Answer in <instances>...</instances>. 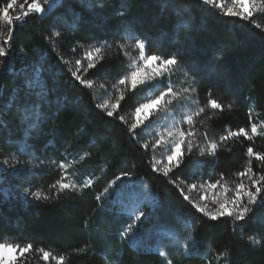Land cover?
I'll return each mask as SVG.
<instances>
[{
  "label": "trees",
  "instance_id": "obj_1",
  "mask_svg": "<svg viewBox=\"0 0 264 264\" xmlns=\"http://www.w3.org/2000/svg\"><path fill=\"white\" fill-rule=\"evenodd\" d=\"M7 2L0 0V5ZM56 6L30 18L15 33L11 48L6 46L10 52L15 49V54L7 60L0 57V80L4 84L0 112L5 121L0 126V163H13L17 172L5 179L15 188V194L5 196L0 185V243L33 245L18 264H57L61 256L62 264H167L168 259L173 264H264V204L253 206L254 213L246 222L229 217L210 221L170 183L175 181L186 195L188 185L215 183L217 179L234 189L241 182L237 173L249 161L254 172H264V166L247 153L249 147L264 153V14H254L256 23L262 25L257 29L238 17L218 15L201 0H60ZM120 12L126 17L122 25L118 23ZM6 29L0 20V31ZM56 31L60 37L51 36L49 44L45 37ZM139 40L145 41L148 55L167 58L178 54V59H183L162 80L135 90L121 87L124 99L117 116L105 119L104 110L95 107L96 95L118 85L126 74L120 71L124 65L133 70L137 57L134 47ZM105 41L108 46L101 47ZM98 47L110 68L94 75L86 73L84 78L93 81L87 88L70 73L77 71V60L83 61L87 51ZM9 66L12 72L7 71ZM25 66L29 78L37 66L42 67L41 78L49 89H56L49 97L51 107L42 109L38 129L27 135L31 121L22 122L17 111L23 93L12 108L5 109L13 89L26 78L15 75ZM167 87L176 94L174 102L163 114L129 132L135 108ZM65 97L66 106L55 103L59 99L63 104ZM210 100H216L222 109L210 108ZM181 108L192 122L176 125L178 135L166 140H178L180 131L192 132L191 141L199 147L186 157L185 165L176 169L175 175L165 177L154 172L151 165L163 159L168 148L153 150L151 145L159 121L167 125ZM200 108L204 111L197 115ZM177 115L182 119L183 114ZM252 124L257 125L258 134L251 133ZM84 127L87 134L81 132ZM240 128L248 130L253 139L229 136L220 141L221 136ZM211 142L219 144L215 154H201ZM144 144L149 145L147 150ZM60 163L66 168L60 169ZM122 172L132 176L109 188L110 195H102ZM65 174L63 182L73 184V188L51 187ZM88 180L92 185L82 188ZM132 181L137 193L146 185L155 195L153 210L166 206L167 212L158 211V222L147 225L139 234L134 228L125 237L121 233L132 223L128 217L135 211L132 202L137 201L130 194ZM243 182L247 184V178ZM26 188L52 199L25 197ZM120 192L125 195L120 197ZM97 196L101 197L99 201ZM121 199L122 204L118 202ZM185 220H194L196 230L188 228ZM237 224L241 226L237 228ZM148 231L150 238H146ZM189 236L198 241L191 256L185 255L187 249L183 247H191ZM250 236L259 243L249 240ZM38 249L49 252L51 259L45 262Z\"/></svg>",
  "mask_w": 264,
  "mask_h": 264
},
{
  "label": "snow or ice",
  "instance_id": "obj_2",
  "mask_svg": "<svg viewBox=\"0 0 264 264\" xmlns=\"http://www.w3.org/2000/svg\"><path fill=\"white\" fill-rule=\"evenodd\" d=\"M204 6H212L213 10H218V15L228 16V17H238L242 21H247L248 25H254L257 29H261L262 25L256 23V17L254 14L260 13L264 14V0H231V5L225 3V0H202ZM48 0H44V4H47ZM44 4L40 2V0H23V2H18V0H8L6 4L0 5V20L4 22L7 26L6 31H0V57H4L5 60L9 59L10 56L15 54V49L12 51L6 50V46L11 48V45L15 43V33L21 31L23 27L28 23L30 18H35L36 13H45L46 8ZM260 5V6H258ZM17 9L19 11L17 12ZM51 9V5H49L47 10ZM12 13H16L13 15ZM118 15V23L122 25L123 20L126 18L125 13L120 12ZM61 33L59 31L52 32L49 37H45L48 40L49 44L52 43L51 36H55L59 38ZM115 40V37H114ZM178 42V41H177ZM107 41H105L101 47H107ZM145 41L139 40L137 41V47L141 52V56L143 58V63L138 64L134 70H129L127 65H124L120 71L126 73L123 75V78L119 80L120 85H126L130 82L131 88L133 90L137 89L138 86L144 85L148 80H158L163 79L166 75H171L170 69L174 68L180 63L181 57L178 59L177 55H170L167 58L157 56V55H148L144 56L145 49ZM81 49H83V45H79ZM101 47L96 48L95 54L93 52H88L84 60H77L76 66L77 71H73L70 73V76L80 85L85 86L87 88H91L93 86V81L84 78V73H89L90 75L98 74L102 71H106L110 68V65L105 61V57L99 55L101 52ZM19 51L21 53H25L23 48H20ZM72 52H75L76 49H72ZM26 54V53H25ZM63 60V57L60 58ZM86 64V67H85ZM99 65V66H98ZM8 72H12L11 66L7 68ZM44 69L40 66L35 68V74L33 77L29 78L27 74V66L21 69L20 72L15 75H23L25 76V80L23 83L16 88L13 89V94L9 97L7 104L5 105V109H10L14 106V103L20 98V93H23V101L20 105H17V111L19 113V118L22 122L28 124V131H26V135L32 129H38V125L41 123L42 109L44 107H51L52 101L49 100L51 94H53L56 89H49L46 81H44L41 76ZM4 84L3 81L0 80V96L3 95ZM189 89H185V92H189ZM33 97L35 99H33ZM166 97H172V99L176 98V94L173 92L171 87H167L165 91H161L159 95L155 98L150 99L147 103H144L136 108V118L135 122L132 123L128 131L133 132L137 130L139 127L143 126L146 121H150L153 112H159L160 109L166 105H170L172 103L171 99H166ZM124 99L123 91L120 92L118 98L115 99V103H101L95 105L96 108L105 110L102 115L105 119L113 118L117 116V110L119 109L121 100ZM68 100L67 97L64 98V103L61 104L60 100H56L55 103L60 105L61 107L66 106ZM208 105L212 109H222V105L219 104L216 100H210ZM111 110H108V109ZM77 111H82L81 109H77ZM204 111L203 108L199 109V113ZM3 112H0V126L5 124L3 120ZM121 121H123V117H119ZM188 122H192V118L188 117ZM87 127L81 129V132L87 134ZM252 134H258L257 125L252 124L250 129ZM168 137H171L173 133L171 131L166 134ZM193 133L192 132H180V138L176 141L169 142L165 139L164 135H160L155 139L154 143L151 145V148L155 150L156 148L167 147L168 154L166 155V159L163 163L162 167H157L156 165H151L152 170L156 173H160L163 176L167 177L170 173L173 175L176 174V169H180L182 165H185L186 157L190 156L193 153L194 148H198L199 145H195L191 141ZM207 135V134H205ZM229 136H243L248 140H252L253 136L249 135V131L240 128L236 132H230L228 136H221L220 141H225L229 139ZM135 139V137H133ZM187 141V142H186ZM142 147L147 150L149 148L148 144L142 145ZM219 147L217 142H211L207 149H202L201 154L204 152H211L215 154ZM247 153L249 156L255 157L257 161H259L260 166H264V153L255 152L251 147L247 149ZM7 163V161H5ZM19 164V161H16ZM60 169L66 168V165L63 163L59 164ZM237 175L241 178V182L237 184L234 189H230L227 185L221 183L220 179H217L215 183H210L208 181H204L203 183H192L188 185L189 190H196L198 187L205 189L206 191L200 195L201 202H194L187 195H184L185 189L181 188L179 184H176L175 181H170V183L174 184L183 197L185 201H188L189 204L198 212L203 214L204 217H207L210 221H219L224 217L232 218L235 221H243L246 222L251 218L250 214L254 213V207L258 203L264 204V172L256 173L253 171V167L251 161H249L248 165L244 168L243 171L237 173ZM132 176V173L122 172L120 175H117L114 180L111 181L109 187L104 188L102 195H110L109 188L117 185L119 181L128 179ZM66 178V174L62 176L60 180H57L51 187L60 188L61 190L71 189L74 187L73 184L64 183L63 180ZM244 178H247L248 183L245 184L243 182ZM2 180V178H0ZM92 180H88L87 184H83L82 188L86 189L92 185ZM222 189L224 196L221 199L216 194L211 196V200L209 201V197L207 195V190H213V192L217 188ZM129 188L132 190L131 195L136 196V188L137 185L134 181L130 182ZM141 195L143 193H147L145 199L151 197V193L147 190L146 185L140 186ZM25 195H31L35 197L37 200H51L52 197L50 195H43L39 191L32 192L29 189H24ZM7 193L5 192V195ZM120 197L125 195L124 192H120L118 194ZM258 198H260L258 200ZM101 199L100 196L96 197V200L99 201ZM119 203H123V200H119ZM209 203H211V207H209ZM143 205L141 204V207ZM159 213L163 214L167 212L166 206H161L159 208ZM158 211L150 209L148 212L139 211L138 214L130 215L128 217L132 223L128 224L121 235L127 237L130 233H133V229L135 228L136 234H139L142 231H145L146 226L149 224H154L159 221L160 215ZM185 225L188 228L195 229V223L193 221L185 220ZM241 225L237 224L236 227L239 228ZM151 237V232L148 231L146 238ZM191 241V247L189 244H184L183 247L187 249L185 255L191 256L193 252L196 251V246L198 241L189 236ZM249 240H252L254 243H259L256 241L254 237H248ZM31 250H33V245L31 243L26 244L23 247H20L18 244H5L0 243V264H18V261L21 260L28 254ZM42 254V258L45 262L51 259V254L49 252L44 251L43 249H38ZM222 255L225 258L228 257V253H223ZM63 257L57 258V264H62ZM167 264H173V260L168 259Z\"/></svg>",
  "mask_w": 264,
  "mask_h": 264
},
{
  "label": "rangeland",
  "instance_id": "obj_3",
  "mask_svg": "<svg viewBox=\"0 0 264 264\" xmlns=\"http://www.w3.org/2000/svg\"><path fill=\"white\" fill-rule=\"evenodd\" d=\"M18 2H23V0H18ZM40 2H41V0H40ZM59 2H60V0H48V3L47 4H44V0H43L42 1V4H44V7L46 8V12L45 13H48V11H50L54 7H57L56 5H58ZM225 3L230 6L231 5V0H225ZM49 5H51V9L50 10H47L48 7H49ZM45 13H39V14L40 15H43ZM3 24H4V22H3ZM134 50L137 51V54H136V56H137L136 57V65H135V67H136L138 64H142L143 63V58L141 56L140 50L137 47V44L134 47ZM143 51H144V56H148V54L146 53L145 49ZM88 52H93V54H95L94 49L93 50H90V51H87L85 53L84 58L86 57V55H87ZM85 67H86V64H85ZM135 67H133V70L135 69ZM85 75H86V73H84V76ZM149 82H154V81L153 80H148L146 83H149ZM116 84H118V85H115L114 84V87H112L111 89H108L105 92L100 93L99 95H96V99L98 101V104L106 103V102L109 103V104L115 103V99L118 98L119 95H120L121 87H131L130 82L128 84H126V85H123V86L120 85L119 82L116 83ZM161 91H165V90H159L152 97H150L149 99L144 100L142 103H140L137 107H139L140 105H142L144 103H147L150 99L155 98L157 95L160 94ZM166 99H171L172 100V103L174 102V100L172 98L166 97ZM175 105H176V101H175ZM166 106L162 107L158 113L161 112L163 114L166 111V109H168ZM136 108L133 111V119H132V122L133 123L135 122V118H136ZM108 110H111V109L109 108ZM178 112H179V115H181V116L183 114L182 119L177 115ZM158 113L157 112H153V114H152L151 117L157 116ZM174 117L175 118H170L169 119L167 125H164V123H162L161 121H159L161 125H160L159 129L156 131V134L157 135L153 138V140H155L156 138H158L160 135H164L165 136V139L168 138V136L166 134L169 131H171L174 135H178V131L176 130L175 126L176 125H178V126L182 125V122H187L188 119H187L186 113L182 110V108L179 111L177 110V112L175 113V116ZM179 138H180V136H178V139ZM165 159H166V156L163 159L157 160L156 166L157 167H162ZM13 165L14 164L13 163H10V162L0 163V178H2V180H0V185H1V189H2L3 193L4 194H5V192L7 193L5 195L7 197L8 196L10 197L13 194H15V188H13L10 185H8V183L5 181V179H7V177L9 176V174H16L17 173L15 170H13L14 169L13 167H15ZM147 190H149V189H147ZM188 191H189V193L186 194V195L189 196L192 201H194V202H201L200 201V195L203 194L206 190L198 187L196 190H189L188 189ZM22 193H23V191H22ZM213 194H216L221 199L224 196V193H223L222 189H220L219 187L214 192H213V190H207V195L209 197V201L211 200V196ZM23 195L26 197V195L24 193H23ZM146 196H147V193L146 192L143 193V195H141V193H137L136 196H133L134 200H137L136 202H132V204L134 205V209H135V211L133 212V216L135 214H138L139 211L148 212L150 209H154L155 208V206L157 204V199H156L155 195L151 193V197L148 198V199H145ZM141 204L143 205L142 207H141ZM211 206H212L211 203H209V207H211ZM6 244H9V243H6Z\"/></svg>",
  "mask_w": 264,
  "mask_h": 264
}]
</instances>
